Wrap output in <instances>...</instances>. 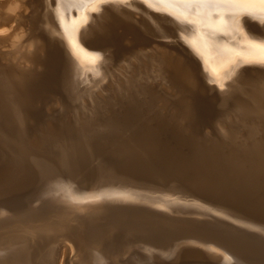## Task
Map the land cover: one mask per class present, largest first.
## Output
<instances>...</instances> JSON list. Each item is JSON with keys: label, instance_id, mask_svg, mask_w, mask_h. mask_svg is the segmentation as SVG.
I'll use <instances>...</instances> for the list:
<instances>
[{"label": "bare ground", "instance_id": "bare-ground-1", "mask_svg": "<svg viewBox=\"0 0 264 264\" xmlns=\"http://www.w3.org/2000/svg\"><path fill=\"white\" fill-rule=\"evenodd\" d=\"M261 46L242 6L0 0V264H264Z\"/></svg>", "mask_w": 264, "mask_h": 264}, {"label": "snow or ice", "instance_id": "snow-or-ice-1", "mask_svg": "<svg viewBox=\"0 0 264 264\" xmlns=\"http://www.w3.org/2000/svg\"><path fill=\"white\" fill-rule=\"evenodd\" d=\"M110 2V0H56V6L59 9L64 3L69 4H81L84 6L90 5H104ZM118 2H124V0H118ZM147 4L150 0H144ZM160 4H187V5H235L242 6L246 10V14L254 15L258 10L261 17H264V0H155ZM67 32V29H66ZM70 43L75 47V41L70 40ZM264 47V46H261ZM99 57H93L92 63H95Z\"/></svg>", "mask_w": 264, "mask_h": 264}, {"label": "rangeland", "instance_id": "rangeland-1", "mask_svg": "<svg viewBox=\"0 0 264 264\" xmlns=\"http://www.w3.org/2000/svg\"><path fill=\"white\" fill-rule=\"evenodd\" d=\"M2 181H3V179H2ZM2 181H0V187H3L4 186V184H5V182H2ZM145 214H152V213H154V210H147V211H145L144 212Z\"/></svg>", "mask_w": 264, "mask_h": 264}]
</instances>
